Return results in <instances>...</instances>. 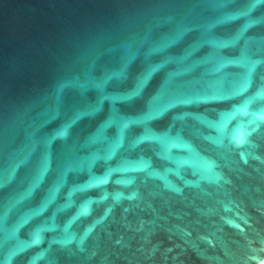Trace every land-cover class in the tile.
Returning <instances> with one entry per match:
<instances>
[{"label": "water", "instance_id": "obj_1", "mask_svg": "<svg viewBox=\"0 0 264 264\" xmlns=\"http://www.w3.org/2000/svg\"><path fill=\"white\" fill-rule=\"evenodd\" d=\"M264 260V0H0V264Z\"/></svg>", "mask_w": 264, "mask_h": 264}, {"label": "bare ground", "instance_id": "obj_2", "mask_svg": "<svg viewBox=\"0 0 264 264\" xmlns=\"http://www.w3.org/2000/svg\"><path fill=\"white\" fill-rule=\"evenodd\" d=\"M259 264H264V260L261 263H259Z\"/></svg>", "mask_w": 264, "mask_h": 264}]
</instances>
